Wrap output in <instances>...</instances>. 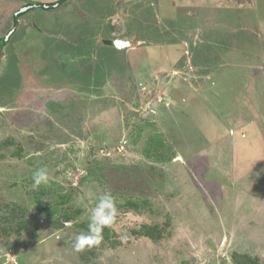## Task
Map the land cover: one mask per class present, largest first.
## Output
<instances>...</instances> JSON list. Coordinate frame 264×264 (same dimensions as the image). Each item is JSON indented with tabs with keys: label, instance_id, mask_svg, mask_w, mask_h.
Instances as JSON below:
<instances>
[{
	"label": "rangeland",
	"instance_id": "rangeland-1",
	"mask_svg": "<svg viewBox=\"0 0 264 264\" xmlns=\"http://www.w3.org/2000/svg\"><path fill=\"white\" fill-rule=\"evenodd\" d=\"M58 1L0 0V264L264 262V0H64L15 17ZM105 192L115 222L76 251ZM144 224L162 237L136 235Z\"/></svg>",
	"mask_w": 264,
	"mask_h": 264
},
{
	"label": "clouds",
	"instance_id": "clouds-1",
	"mask_svg": "<svg viewBox=\"0 0 264 264\" xmlns=\"http://www.w3.org/2000/svg\"><path fill=\"white\" fill-rule=\"evenodd\" d=\"M33 188L41 184L48 183V173L46 168H39L33 174ZM116 205L114 198L109 192H105L96 206L91 210L88 232H81L75 236L74 249L83 250L86 246L98 245L103 239L102 233L105 227L111 226L116 219ZM70 226V222H65Z\"/></svg>",
	"mask_w": 264,
	"mask_h": 264
},
{
	"label": "trees",
	"instance_id": "trees-1",
	"mask_svg": "<svg viewBox=\"0 0 264 264\" xmlns=\"http://www.w3.org/2000/svg\"><path fill=\"white\" fill-rule=\"evenodd\" d=\"M64 0H61V2ZM107 44L112 45V41L108 40L106 41ZM160 143L162 144V141L153 137L151 144H152V149L153 150H159L160 148ZM170 160L168 157L165 161ZM127 206L134 207V208H138V205L132 201H127L125 203ZM77 214H79V210H75L73 212H67L63 214V220L65 222H69L70 220H72L73 218H75V216H77ZM107 231V227L104 228L103 232L105 233ZM136 235H145L148 236L150 238H161L162 237V230L157 226H151V225H147L144 224L142 225V227L135 231ZM106 237H108L106 235ZM232 262L233 264H264V262H262L257 256H251L248 253H241V252H233L232 253Z\"/></svg>",
	"mask_w": 264,
	"mask_h": 264
},
{
	"label": "water",
	"instance_id": "water-1",
	"mask_svg": "<svg viewBox=\"0 0 264 264\" xmlns=\"http://www.w3.org/2000/svg\"><path fill=\"white\" fill-rule=\"evenodd\" d=\"M61 1H58V2H55V3H52V4H28V5H25L24 7H22V9H20L16 14H15V17H17L18 14H21L31 8H34V7H37V6H41L43 8H51V7H57L59 4H60ZM112 44L116 47H124L126 45L129 44L128 41H122V40H114L112 41Z\"/></svg>",
	"mask_w": 264,
	"mask_h": 264
}]
</instances>
